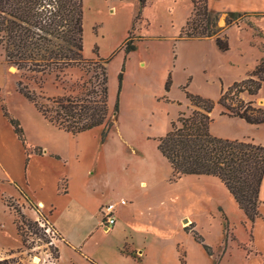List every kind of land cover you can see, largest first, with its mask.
<instances>
[{"label":"rangeland","instance_id":"obj_1","mask_svg":"<svg viewBox=\"0 0 264 264\" xmlns=\"http://www.w3.org/2000/svg\"><path fill=\"white\" fill-rule=\"evenodd\" d=\"M141 2L83 0L84 57L99 56L109 61V103L111 107L117 101L120 104L118 120L104 142L102 128L75 136L59 130L17 90L18 82L23 81L46 97L78 96L80 86L94 76L88 66L68 69L58 77L56 74L43 77V83L37 84L6 61L0 46V247L7 243L19 246L5 251L0 258H17L22 264H126L118 259L117 252L132 255L134 250L129 243L135 238L146 242V258H141L144 264L245 263V254L239 247L247 244L249 228L243 225L245 221L240 219L243 215L218 178L183 175L176 179L173 169L169 165L166 169L163 163H157L158 175L148 180L146 187L140 186L144 178L140 175L148 168L147 157L153 164L159 157L163 159L157 150L158 140L172 129V122L177 119H171L178 109L182 110L179 114L191 113L188 107L182 109V103L188 100L186 91L216 103L210 124L212 135L264 145V124L251 125L241 118L223 115L222 107L217 104L223 91L248 78L264 58V13H240L231 25H227L228 13H220L218 25L230 44L228 51H221L215 38H180L193 14V3L187 18L186 8L174 1L145 0L144 8ZM139 11L141 17L133 27ZM129 36L137 49L126 55ZM120 74L123 75L121 91ZM170 78L172 84L167 91ZM241 97L245 101L254 100L256 106L264 108V85L257 96L245 93ZM11 118L22 126L25 146L14 132ZM41 142L60 153L68 163H54L47 155L35 156L40 149L35 145ZM26 152L34 158L31 169H26ZM76 154L81 156V163L75 161ZM59 178H64L60 187L56 184ZM81 178L97 193L104 187L106 203L117 202L116 217L133 226L135 233L131 237L121 239L113 232H99L86 243L82 253L69 244L70 240L80 243L79 233L70 230L69 243L59 245L62 239L57 238L58 230L26 192L34 198L41 195V189L52 186L59 193L68 187L76 192ZM123 186L127 191L121 193ZM121 200L127 203H118ZM85 204L83 207L90 210V201ZM68 206L59 199L55 208L63 215ZM26 209L38 218L27 216ZM16 210L25 215L26 229L30 228V222L45 221L47 226L45 223L41 226H45L46 235L53 237V241L48 243L44 232L37 231L36 244L23 245L13 224ZM100 215L102 218L101 212ZM57 220L65 224L64 219ZM99 246L104 249L98 250ZM108 247L113 250L104 251ZM58 248L60 259L54 258L58 257Z\"/></svg>","mask_w":264,"mask_h":264},{"label":"trees","instance_id":"obj_2","mask_svg":"<svg viewBox=\"0 0 264 264\" xmlns=\"http://www.w3.org/2000/svg\"><path fill=\"white\" fill-rule=\"evenodd\" d=\"M191 1L194 11L180 38H215L217 47L221 51H228V36L221 33L222 28L218 25L220 13L210 10L208 0ZM145 6L146 2L142 0L141 7ZM139 12L134 18L133 27L135 20L141 17ZM83 14V0H0V46L5 52L6 61L37 84L43 83V77L53 74L58 77L68 69L88 66L94 76L80 86L78 96L46 97L31 90L23 81L18 82L17 90L46 121L59 130L75 136L102 128L101 140L104 142L118 120L120 104L117 101L111 107L109 103V61L99 56L94 59L84 57ZM228 16L227 25H231L241 14L231 12ZM126 42V55L136 51L137 47L132 44L130 36ZM119 78L121 91L123 75L120 74ZM171 84L170 78L167 91ZM263 85L264 58L248 78L233 83L223 91L217 102L223 109L222 114L241 118L251 125L264 124V108L256 106L254 100L245 101L241 97L245 93L250 97L257 96ZM186 97L191 113L186 115L181 112L172 122V129L158 140V151L170 164L176 179L183 175L218 178L247 218L254 222L260 216L258 205L264 178V145L212 135L210 124L216 103L187 91ZM9 121L25 146L20 122L15 118ZM36 154L41 155V149ZM16 217L17 235L23 245L27 242L36 244L34 236L37 231L44 232L48 243L53 241V237L46 235L45 221L30 222V228L26 229L25 215L16 210ZM41 223H45V226L42 227ZM57 238L61 239L59 235ZM206 250L211 254L210 248L206 247ZM49 254L52 258L51 251ZM54 258L60 259L59 248L58 257ZM0 264L22 263L17 258H0Z\"/></svg>","mask_w":264,"mask_h":264},{"label":"crops","instance_id":"obj_3","mask_svg":"<svg viewBox=\"0 0 264 264\" xmlns=\"http://www.w3.org/2000/svg\"><path fill=\"white\" fill-rule=\"evenodd\" d=\"M169 1H174L177 5H182L184 8H186V13L187 18L192 12V2L191 0H169ZM208 5L211 11L215 13H264V0H208ZM135 17V15H134ZM186 20V19H185ZM12 70V68H10ZM14 72V71H13ZM189 101L182 103L183 107L182 109H186L189 106ZM182 110L178 109L177 115L172 118L171 120H176L179 112ZM213 115V113H212ZM89 134V133H87ZM91 135V134H90ZM93 135V134H92ZM95 136V135H94ZM18 137V136H17ZM224 137V136H223ZM226 138V137H224ZM19 139V138H18ZM124 140V139H123ZM95 141L97 142V138L95 136ZM94 141V142H95ZM23 144V143H22ZM35 146H39L42 154L37 155L35 152V156H43L47 155L52 157L51 160L54 163H63L64 165L68 163V161H65L64 158L60 153H57L53 151L51 148H49L46 143H37ZM158 150V148H157ZM27 151V149H26ZM27 153V163H26V169H31L34 161V158L29 157V153ZM33 153V152H32ZM160 153V152H159ZM51 154H55L58 156H51ZM79 155H75V161L77 163H81V156L78 157ZM56 157H59L57 159ZM61 157V158H60ZM163 157V156H162ZM149 158L147 157L146 163H148V168L141 173L140 177H144L141 182L140 186L141 187H146L147 186V181L154 179L158 175V171L160 170L159 164L163 163V167L166 166V169H168L170 164L168 161L163 157H159L156 159V163H152V160H148ZM158 161V162H157ZM150 162V163H149ZM159 163V164H157ZM201 177H207V176H201ZM212 177V176H209ZM10 180L14 181L11 177H8ZM64 178H59L57 181V185L60 187V183ZM81 182H79V186L76 188V192L79 190L78 193L75 192V190H69L68 187V192L67 193H62L58 192L59 190L52 186L51 188H43L41 189V195L38 198L31 197L26 190L24 189L23 185L21 186L23 190L26 192V194L29 196L30 200L35 202L41 209L42 213H44L49 221L54 225V227L58 230L60 237L62 239V242L59 244L61 245L62 243H69L68 240V232L70 230L77 231L79 234L80 238V243L76 244L71 242L70 240V245L72 247H75L77 249H80V251L85 250L86 243L90 241L94 235L98 234L99 232H102V234H109L111 232L114 233V235L127 239V237H131L132 234H134L133 226L126 223V221H123L122 219H116V224L112 226L113 230L106 231V227L103 225V218H101L100 215V210L101 207L110 203H106V196L105 193L102 192L104 190V187H102L99 190V194L96 192L97 190L94 189L93 186L87 185L83 178H81ZM206 179V178H205ZM214 180V179H212ZM16 182V181H14ZM18 184V183H17ZM19 185V184H18ZM226 188V187H225ZM127 191V187L123 186L121 189V193H124ZM229 192V191H228ZM230 194V193H229ZM17 196V193H16ZM90 196V199H89ZM230 196L233 198V196L230 194ZM18 197V196H17ZM61 199L64 200L65 204H69L68 209L63 212V215L59 214L57 212V208H55L56 202ZM89 199V200H88ZM90 201V206L91 208L85 209L83 206H86V202ZM114 201V200H111ZM233 201L235 202V205L239 208L237 202L233 198ZM119 203V202H118ZM226 201L223 202V206L225 207ZM120 205V204H119ZM258 211L260 216L254 221L251 222L245 213L239 208L241 216L240 219H243L245 222L243 223L244 226H247L249 228L248 234V242L247 244H241L242 246L239 247L240 250L243 251L245 254V263L243 264H264V178L262 181L260 193H259V205H258ZM26 215L30 216L32 219L38 218V215H34L32 211L29 209L25 210ZM119 213L118 207H117V212L116 216ZM100 218H99V217ZM57 219H64L65 224L58 223ZM92 224V226H89V224ZM13 224L15 226V222L13 221ZM245 228V227H244ZM246 229V228H245ZM133 240L135 242H133ZM131 247L134 250V253L132 255H127L123 254L121 252H117V257L120 260H124L126 264H144L145 262L141 258H146V251H145V244L146 242H138L135 238H131L130 243ZM250 247V249L244 248ZM19 246H12V244H4L2 247H0V255L4 253L7 250H16L18 249ZM99 249H104V247H98ZM144 249V250H143ZM113 250L111 247L105 248L104 251H111ZM142 253V254H141ZM112 261L117 262L116 260L110 259Z\"/></svg>","mask_w":264,"mask_h":264},{"label":"built area","instance_id":"obj_4","mask_svg":"<svg viewBox=\"0 0 264 264\" xmlns=\"http://www.w3.org/2000/svg\"><path fill=\"white\" fill-rule=\"evenodd\" d=\"M119 203L126 204L127 202L124 200H121ZM117 202H110L104 206L101 207V214L102 218L104 220L103 225L106 227V229H110L112 226L116 224V212H117Z\"/></svg>","mask_w":264,"mask_h":264},{"label":"water","instance_id":"obj_5","mask_svg":"<svg viewBox=\"0 0 264 264\" xmlns=\"http://www.w3.org/2000/svg\"><path fill=\"white\" fill-rule=\"evenodd\" d=\"M14 66H12L11 68H13ZM188 222V220H186V223Z\"/></svg>","mask_w":264,"mask_h":264},{"label":"bare ground","instance_id":"obj_6","mask_svg":"<svg viewBox=\"0 0 264 264\" xmlns=\"http://www.w3.org/2000/svg\"><path fill=\"white\" fill-rule=\"evenodd\" d=\"M37 260H39V259H37Z\"/></svg>","mask_w":264,"mask_h":264}]
</instances>
